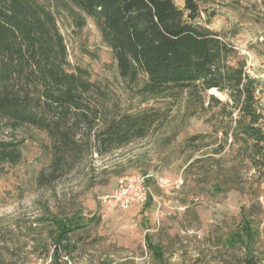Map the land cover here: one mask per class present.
<instances>
[{"label": "rangeland", "instance_id": "rangeland-1", "mask_svg": "<svg viewBox=\"0 0 264 264\" xmlns=\"http://www.w3.org/2000/svg\"><path fill=\"white\" fill-rule=\"evenodd\" d=\"M173 1L184 10L186 0ZM194 23L232 49L228 65L250 84L264 129V0L201 1ZM59 26L71 67L108 87L122 109L154 107L158 122L146 138L103 157L88 154L47 185L38 183L49 172L46 134L19 130L23 158L0 174V264H241L250 255L264 264V142L244 141V98L234 99L227 85L141 105L124 90L92 20L77 32L69 18ZM148 173L166 183L150 181L146 204H100L119 178ZM71 221L83 228L58 244L57 222Z\"/></svg>", "mask_w": 264, "mask_h": 264}, {"label": "trees", "instance_id": "trees-1", "mask_svg": "<svg viewBox=\"0 0 264 264\" xmlns=\"http://www.w3.org/2000/svg\"><path fill=\"white\" fill-rule=\"evenodd\" d=\"M201 1L206 0H186L181 10L173 0H0V174L23 158L24 140L17 137L23 127L38 129L49 140V172L40 174L39 185L67 176L88 154L103 157L156 128L154 107L122 109L112 103L108 87L92 81L87 70L71 67L62 17L75 32L94 22L124 90L141 105L185 92L224 91L228 85L234 99L244 98L242 112L249 118L241 126L244 141L259 147L264 129L253 110L252 89L242 72L228 65L232 49L194 23ZM56 227L60 244L83 224ZM241 264L263 263L250 255Z\"/></svg>", "mask_w": 264, "mask_h": 264}, {"label": "built area", "instance_id": "built-area-1", "mask_svg": "<svg viewBox=\"0 0 264 264\" xmlns=\"http://www.w3.org/2000/svg\"><path fill=\"white\" fill-rule=\"evenodd\" d=\"M151 180H156L160 186L166 183L164 178L156 177L152 173L121 177L115 190L100 197V204L119 210H128L135 205L146 204L153 197Z\"/></svg>", "mask_w": 264, "mask_h": 264}]
</instances>
